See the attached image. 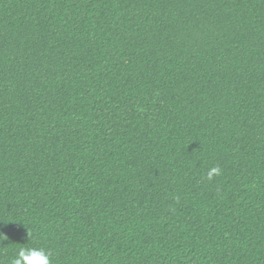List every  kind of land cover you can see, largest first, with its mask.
<instances>
[{
    "label": "trees",
    "instance_id": "trees-1",
    "mask_svg": "<svg viewBox=\"0 0 264 264\" xmlns=\"http://www.w3.org/2000/svg\"><path fill=\"white\" fill-rule=\"evenodd\" d=\"M0 232V264H264V0H0Z\"/></svg>",
    "mask_w": 264,
    "mask_h": 264
},
{
    "label": "clouds",
    "instance_id": "clouds-1",
    "mask_svg": "<svg viewBox=\"0 0 264 264\" xmlns=\"http://www.w3.org/2000/svg\"><path fill=\"white\" fill-rule=\"evenodd\" d=\"M221 174L219 166L208 170L206 178L211 181L215 176ZM30 236V234H28ZM6 236L0 232V242L5 240ZM10 264H52L51 252L43 247H24L20 248L16 255L11 259Z\"/></svg>",
    "mask_w": 264,
    "mask_h": 264
}]
</instances>
